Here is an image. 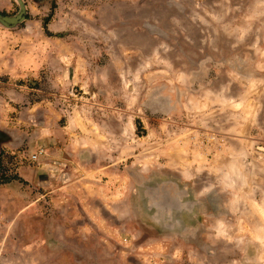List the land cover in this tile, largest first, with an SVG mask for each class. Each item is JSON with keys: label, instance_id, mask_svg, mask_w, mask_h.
Returning <instances> with one entry per match:
<instances>
[{"label": "rangeland", "instance_id": "rangeland-1", "mask_svg": "<svg viewBox=\"0 0 264 264\" xmlns=\"http://www.w3.org/2000/svg\"><path fill=\"white\" fill-rule=\"evenodd\" d=\"M24 6L0 24V154L23 177L0 184V264H264V0L0 16Z\"/></svg>", "mask_w": 264, "mask_h": 264}, {"label": "trees", "instance_id": "trees-1", "mask_svg": "<svg viewBox=\"0 0 264 264\" xmlns=\"http://www.w3.org/2000/svg\"><path fill=\"white\" fill-rule=\"evenodd\" d=\"M9 169L7 166L2 165V159L0 154V184L10 183L15 180H23L22 175L15 171L14 173L10 174Z\"/></svg>", "mask_w": 264, "mask_h": 264}, {"label": "crops", "instance_id": "crops-1", "mask_svg": "<svg viewBox=\"0 0 264 264\" xmlns=\"http://www.w3.org/2000/svg\"><path fill=\"white\" fill-rule=\"evenodd\" d=\"M226 150L228 151V150H230V149L227 148ZM225 156H227V154H225ZM216 160H219L218 157H217ZM223 161L225 162V161H227V159H222V160L220 161V163L223 162ZM220 163H219V164L215 163V164L219 165L218 167H221V168H222L221 171H223L224 173L228 174L229 171L227 170V164H226V163H225V164H220ZM187 164H189V163H187ZM215 168H216L215 165H213V169H215ZM221 171H219V172H221ZM21 175H22V174H21ZM215 188H218V187L216 186ZM202 194H203L202 192H201L200 195L197 194L196 198H197V199H202V198H203V197H202ZM214 204H215V203L212 202V205H213V206H214ZM215 205H217V204H215ZM202 206H203V205H202ZM217 206H218V205H217Z\"/></svg>", "mask_w": 264, "mask_h": 264}, {"label": "water", "instance_id": "water-1", "mask_svg": "<svg viewBox=\"0 0 264 264\" xmlns=\"http://www.w3.org/2000/svg\"><path fill=\"white\" fill-rule=\"evenodd\" d=\"M23 8H25V6L21 7L20 12L15 17L5 18V17L0 16V24L5 25V26H10V24L13 23V21H15L13 18H21L22 17L21 13L23 12Z\"/></svg>", "mask_w": 264, "mask_h": 264}, {"label": "built area", "instance_id": "built-area-1", "mask_svg": "<svg viewBox=\"0 0 264 264\" xmlns=\"http://www.w3.org/2000/svg\"><path fill=\"white\" fill-rule=\"evenodd\" d=\"M36 157H37V156H36ZM36 157H35V158H36Z\"/></svg>", "mask_w": 264, "mask_h": 264}]
</instances>
